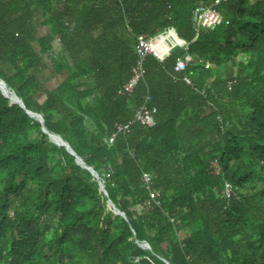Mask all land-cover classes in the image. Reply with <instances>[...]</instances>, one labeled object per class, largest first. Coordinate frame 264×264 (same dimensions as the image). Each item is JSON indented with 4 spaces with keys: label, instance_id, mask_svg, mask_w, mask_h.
<instances>
[{
    "label": "trees",
    "instance_id": "1",
    "mask_svg": "<svg viewBox=\"0 0 264 264\" xmlns=\"http://www.w3.org/2000/svg\"><path fill=\"white\" fill-rule=\"evenodd\" d=\"M212 1L0 0V79L26 106L0 89V264H264V0H225L229 24L197 27ZM170 27L188 49L149 55L123 93L137 35ZM186 51L210 66L175 72ZM143 104L157 125L110 143Z\"/></svg>",
    "mask_w": 264,
    "mask_h": 264
},
{
    "label": "built area",
    "instance_id": "2",
    "mask_svg": "<svg viewBox=\"0 0 264 264\" xmlns=\"http://www.w3.org/2000/svg\"><path fill=\"white\" fill-rule=\"evenodd\" d=\"M223 1L225 0H213L211 3L202 2L196 6L193 12V22L197 25V27L214 29L222 24H229L230 20L225 17L224 13L220 9V4ZM128 28L131 29L129 26ZM136 41L135 52L137 60L136 63L133 64L132 75L124 84L122 91L127 95H132L141 80L144 78V64L149 55L153 54L159 59H163L177 46L184 47L186 50L188 49V45L179 40L177 31L173 27L167 28L166 30L154 35L148 33L138 34ZM192 59V56L188 53V51H186L184 57L177 60L174 67L175 72H185L188 67V63H190ZM199 60L202 61V58H199ZM203 64L206 68L210 66L209 61L204 60ZM190 72L193 73V71ZM184 80L188 84L193 83V79L189 74L185 75ZM133 122H139L147 127H154L157 125L155 110L150 108L147 104L141 105L138 109H136L134 119L132 121L117 123L116 131L112 133L108 141L110 143L114 142V138H116L119 133L128 130ZM144 178L147 183H150L151 176L148 173H145ZM224 192L228 197L235 194L232 183H226ZM151 196L155 197V192H151Z\"/></svg>",
    "mask_w": 264,
    "mask_h": 264
},
{
    "label": "water",
    "instance_id": "3",
    "mask_svg": "<svg viewBox=\"0 0 264 264\" xmlns=\"http://www.w3.org/2000/svg\"><path fill=\"white\" fill-rule=\"evenodd\" d=\"M0 89L2 90V92L4 93V95H6L8 98H10L11 103H18V104H20L23 108H26V106H25L23 100H22V99H21V98H20V97H19V96L13 91V90H11V89L7 86L6 82H5L3 79H0ZM10 92H13V93L15 94V97H13V96L10 94ZM26 110H27V112H28L31 116L35 117L37 120H39V121L41 122V124H42V129H43L46 133H48V135H49L51 141H54L55 143H57V144H59V145H63V146H65L66 149H67L70 153H72L73 155H75L77 163H79L80 165H82L83 167L89 169V170L92 172V174L98 179V182H99V185H100V189L104 192V194H105L106 196H108V191H107V189H106V187H105V183H104V181L102 180V178H101L99 172H98V171H97L92 165H89V164L85 161V159H84L82 156H80V155H79V154H78V153L72 148V146H71L66 140H63V138H62L60 135L55 134V133H52V132H50V131L48 130V128H47L46 125H45V119H44V117L42 116V114H40V113H38V112H35V111H32V110H30V109H26ZM108 206H109L110 209L113 210V212H115V214L121 215V216L125 217L126 219L128 218L125 212L120 211V209L117 208V206L114 204V202L112 201L111 198H108ZM139 244H140L142 247H144V248H148V249L151 248V246H150V244H149L148 242H144V241H142V242H139ZM166 262H167V264H171L169 261H166Z\"/></svg>",
    "mask_w": 264,
    "mask_h": 264
},
{
    "label": "rangeland",
    "instance_id": "4",
    "mask_svg": "<svg viewBox=\"0 0 264 264\" xmlns=\"http://www.w3.org/2000/svg\"><path fill=\"white\" fill-rule=\"evenodd\" d=\"M168 42H170V41H168ZM59 45V42L56 40L55 42H54V46L56 47V46H58ZM46 57L48 58V61H50V59H49V56H47L46 55ZM199 58H202V57H198L197 58V56H194L193 55V59H192V64H197V63H200V64H202V63H204V59L202 58V61H200L199 60ZM190 62V63H191ZM57 81L58 80H56V79H53L52 81H49V86H51V87H54L56 84H57Z\"/></svg>",
    "mask_w": 264,
    "mask_h": 264
},
{
    "label": "bare ground",
    "instance_id": "5",
    "mask_svg": "<svg viewBox=\"0 0 264 264\" xmlns=\"http://www.w3.org/2000/svg\"><path fill=\"white\" fill-rule=\"evenodd\" d=\"M10 94H11L13 97H15V94H14L13 92H10Z\"/></svg>",
    "mask_w": 264,
    "mask_h": 264
}]
</instances>
